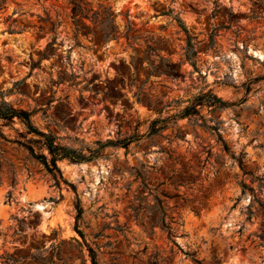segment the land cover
I'll return each instance as SVG.
<instances>
[{"label": "rangeland", "instance_id": "374dc122", "mask_svg": "<svg viewBox=\"0 0 264 264\" xmlns=\"http://www.w3.org/2000/svg\"><path fill=\"white\" fill-rule=\"evenodd\" d=\"M0 95L96 155L0 121V264H264V0H0Z\"/></svg>", "mask_w": 264, "mask_h": 264}, {"label": "trees", "instance_id": "16d2710c", "mask_svg": "<svg viewBox=\"0 0 264 264\" xmlns=\"http://www.w3.org/2000/svg\"><path fill=\"white\" fill-rule=\"evenodd\" d=\"M72 17H80L82 19H85V16H81V14L77 11L76 6L74 5L71 10ZM98 23V22H95ZM112 31L114 32V27L111 26ZM112 36H110L111 38ZM108 38V37H107ZM126 40L128 38L126 37ZM1 96V95H0ZM206 98V103L210 107L214 108H223L226 107L227 104L225 102H222L219 98H217L215 95L211 93H206L200 96L199 99ZM195 100L192 104L186 106L184 109H182L179 112L178 118H185V117H191V116H197V109L196 107H201L203 104L200 102V100ZM30 113L23 111V110H17L10 106H8L5 102L0 103V121H2V126H9L13 123L14 120H17L25 129L26 135H31L32 137H35V139H29L27 140V145H25V149L30 153V155L38 160L44 168L52 175L59 174V170L57 167V162L61 160H68L70 162L74 163H80V162H87L93 159L96 155L91 154L89 156H84L78 153H75L74 151L68 150L62 146H59L54 143V139L50 137L47 134L39 132L36 128H34L31 124L30 120ZM159 122L157 120L152 121V127L151 132H157L158 129L155 128V126ZM137 139H127L125 142H116L118 145H121L122 148H126L131 142ZM221 143L224 145V142L221 141ZM39 145V150H45V154H36L35 149L33 145ZM168 231H171L170 228H166ZM192 261L194 264H201L200 261L193 258V255L191 256ZM90 260L91 264H97L95 255L92 251H90Z\"/></svg>", "mask_w": 264, "mask_h": 264}]
</instances>
